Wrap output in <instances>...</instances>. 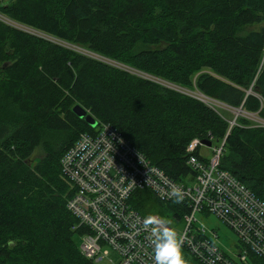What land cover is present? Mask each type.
<instances>
[{
    "label": "trees",
    "instance_id": "1",
    "mask_svg": "<svg viewBox=\"0 0 264 264\" xmlns=\"http://www.w3.org/2000/svg\"><path fill=\"white\" fill-rule=\"evenodd\" d=\"M0 15L51 39L0 22V264H95L75 243L86 229L66 208L60 166L81 133H94L77 105L175 182L193 173L187 145L225 139L219 168L264 203V127L231 125L226 110L120 69L264 120V0H12ZM153 203L176 220L186 213L133 194L141 213Z\"/></svg>",
    "mask_w": 264,
    "mask_h": 264
},
{
    "label": "built area",
    "instance_id": "2",
    "mask_svg": "<svg viewBox=\"0 0 264 264\" xmlns=\"http://www.w3.org/2000/svg\"><path fill=\"white\" fill-rule=\"evenodd\" d=\"M0 22L11 21L0 15ZM172 90L212 107L222 105L199 93ZM208 141L210 147L199 139L187 145L186 162L193 173L175 182L110 125L79 135L60 166L68 183L66 208L86 229L80 237V254L98 264L108 253L104 250L110 249L118 255L115 264H153L150 233L143 226L146 215L133 207V194L148 191L158 202L167 203L175 199L172 191L178 187L183 195L180 206L186 209L181 221L176 220L183 222L177 230L184 237L183 250L200 264H249L248 254L264 261V203L219 168L225 139L217 147H212V139ZM201 149L211 151L210 162L200 155ZM197 216L214 217L234 233L240 246L235 260L217 245L215 230L198 225Z\"/></svg>",
    "mask_w": 264,
    "mask_h": 264
},
{
    "label": "rangeland",
    "instance_id": "3",
    "mask_svg": "<svg viewBox=\"0 0 264 264\" xmlns=\"http://www.w3.org/2000/svg\"><path fill=\"white\" fill-rule=\"evenodd\" d=\"M11 1L12 0H0V3L6 5ZM7 26H9L11 28H16L18 30L25 31V32L33 34V35H37L38 37H43V39H47V40L49 39L51 41V39L48 38L47 36H44V35L36 32V31L34 32V30H31L29 28H25V27H23L17 23H14L12 21L10 23L7 22ZM55 43H59V42L57 41ZM64 46H66V48H69V49H72V50L78 52L79 54L90 57L89 55L91 52H89L85 48L71 47L67 44H64ZM92 56L97 58V59L106 60L104 58L96 57L95 55H92ZM106 62L109 64H112L114 66L119 67V65H117V63H115L113 61H107L106 60ZM120 69L125 70L126 72H128L132 75H135V76H138V77H141L144 79H148L151 81H155L164 87L165 86L170 87L169 85H167L165 83V81L161 82L162 80H160L158 78L155 79L154 77L146 75V74L139 72L137 70H134V69H131V68H128L125 66L124 67L120 66ZM157 79L160 81H158ZM168 84L171 85V83H168ZM172 88L178 89L179 91L184 92L186 94H190L192 96H196L195 94H197V92H195V90H193V89H186V88H182V87L176 86V85L173 86ZM197 96H199V95H197ZM220 108L227 111L228 119H232L231 122L236 121V119H238L240 117V118L248 119L252 123L256 124V126L264 127V120L259 119L256 114H247L244 111H242L240 108L239 109L241 112L238 114V113H236V111H238L237 108H227L224 105H220ZM85 111H87V113H88V110L85 109ZM217 146H218L217 143H212V147H217ZM41 155H43V151L40 148L37 151V153L33 156V158H38ZM200 155L203 156V158H205L208 162H210L213 158L211 151L208 149H201ZM190 182H192V181H190ZM188 184H190V183L188 182ZM149 207H150V210L145 213L146 216H148V215H160L161 217L166 218L168 221H170V226L173 227L174 229L181 230L183 228V222H177L176 219L172 216L171 213H169L167 211L166 208L160 209L157 206V204H155V203H153ZM196 219L198 220L199 226H203L206 230L212 229V230L216 231L217 236H218L217 245L227 254V256H229L231 259L235 260L236 255H237V251L239 250L240 246H239L238 240H237L236 236L234 235V233L231 230H229L227 227H225L220 221H218L214 217L210 216L207 219H201L197 216ZM180 221H181V219H180ZM74 240H75L76 245L79 247L81 245L82 239L80 237H75ZM104 251H108V253L103 258V260L98 264H115L118 260L117 253H115L114 251H112L110 249H105ZM183 251H185L187 253L186 250H183Z\"/></svg>",
    "mask_w": 264,
    "mask_h": 264
},
{
    "label": "clouds",
    "instance_id": "4",
    "mask_svg": "<svg viewBox=\"0 0 264 264\" xmlns=\"http://www.w3.org/2000/svg\"><path fill=\"white\" fill-rule=\"evenodd\" d=\"M172 195L175 203L183 200L182 191L174 187ZM144 228L150 233L153 264H187L183 255L184 237L170 226V221L156 215L143 219Z\"/></svg>",
    "mask_w": 264,
    "mask_h": 264
},
{
    "label": "water",
    "instance_id": "5",
    "mask_svg": "<svg viewBox=\"0 0 264 264\" xmlns=\"http://www.w3.org/2000/svg\"><path fill=\"white\" fill-rule=\"evenodd\" d=\"M72 111L76 115V117H78L79 119H82L90 127L95 128L97 126V121L79 105L75 106ZM237 112H241L240 109H238L236 113ZM233 123L234 122H231V125ZM203 144L210 147V142H203Z\"/></svg>",
    "mask_w": 264,
    "mask_h": 264
},
{
    "label": "bare ground",
    "instance_id": "6",
    "mask_svg": "<svg viewBox=\"0 0 264 264\" xmlns=\"http://www.w3.org/2000/svg\"><path fill=\"white\" fill-rule=\"evenodd\" d=\"M167 85H169V84H167ZM169 86H170V87H168V86H165V87H166V88H169V89H172L173 86H172V85H169ZM237 113L239 114L240 112H237ZM81 134H82V133H81ZM81 134H80V135H81ZM222 153H223V151H222ZM222 153H221V156H222Z\"/></svg>",
    "mask_w": 264,
    "mask_h": 264
}]
</instances>
